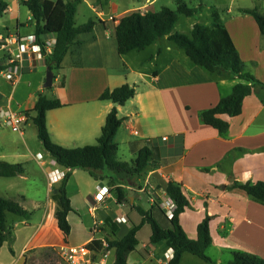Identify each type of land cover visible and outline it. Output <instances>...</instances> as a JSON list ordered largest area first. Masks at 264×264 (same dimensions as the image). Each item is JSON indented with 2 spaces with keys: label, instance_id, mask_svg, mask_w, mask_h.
<instances>
[{
  "label": "crops",
  "instance_id": "0c3cea01",
  "mask_svg": "<svg viewBox=\"0 0 264 264\" xmlns=\"http://www.w3.org/2000/svg\"><path fill=\"white\" fill-rule=\"evenodd\" d=\"M6 1L9 3L7 14L20 12L25 6L22 0ZM158 1L81 0L78 6L76 22L81 6L86 4L91 13L84 15L82 23L90 19L96 23L92 31L76 37L63 60L62 69L58 73L54 71L57 75L52 85L57 87V95L54 96L65 105L47 113L51 137L66 147L95 144L106 116L117 106L118 115L123 120L121 127L128 135L140 138L123 139L121 143H126L134 156L147 143L155 154L152 164L141 175L117 177L115 184L109 182L106 175L112 174L105 169L97 171L101 178L93 177L87 169L71 170L67 184L73 205L68 217L72 226L69 235L58 226V203L53 199L62 180L51 185L50 173L54 169L67 173L70 169L57 164L45 148L49 159L42 152H35L27 131L28 126L34 124L28 113L35 114L32 109L39 95L46 94L44 83L49 66L40 53L33 51L18 62L13 78L0 73V107L27 116L26 128L19 132L22 150L10 146L4 129H0V161L22 163L25 167L24 175L0 176L17 180L10 187H5L1 196L17 199L24 196L21 204L33 212L30 220L8 213L7 221L12 226L13 238L1 247L0 264H65L59 252L61 246L95 240L94 246L100 250L103 242L119 240L134 226L140 225L143 220L141 209L149 212L163 228H170V217L160 206L169 182L181 184L189 198L180 222L190 238H196L199 224L205 217H211L213 243L207 251L213 264L229 262L235 251L253 253L264 259V200L233 186L235 182L242 185L264 181V86H254L253 93L244 100L240 115H223L230 123L226 134L206 124L201 119L203 111L231 94L236 84L248 83L246 80L231 72L225 77L212 73L196 64L185 49L167 37L143 51L125 55L118 52L116 24L110 17L121 18L134 11L157 10L155 5ZM244 1L225 0L221 6H213L219 10L228 38L244 62L253 64L249 71L264 83V36L253 15L243 11L255 6L263 8L264 0L241 3ZM199 5L202 10L198 17L184 21L182 27L177 25L178 30L189 33L197 21H211L213 6ZM27 14V22L17 17L14 34L26 36L35 33L29 9ZM0 29V37L6 38L5 42L0 40L1 68V65L8 66L11 56L7 55L3 61L1 53L5 50L15 52L17 46L12 42L13 33L9 26L1 25ZM113 72L121 76L113 78ZM62 77H65L63 87L60 86ZM124 84L136 88V95L124 105L100 99L106 89ZM117 142L120 149L121 143ZM33 161L46 179L48 192L45 200L31 197L30 208L27 206L29 195L12 188L20 187L21 180L31 178L26 166H32ZM103 186L108 187L109 193L100 205L96 195ZM117 187H122L125 192L126 199L121 202ZM122 215L126 221L116 219ZM96 218L102 224L96 233H92ZM113 228L117 230L113 232ZM151 234L150 224L140 226L137 232L139 244L131 252L128 264H168L173 257V249L164 243L151 244ZM97 257L99 261L100 255ZM115 260L116 249L110 248L104 264H114ZM180 264L211 263L186 252Z\"/></svg>",
  "mask_w": 264,
  "mask_h": 264
},
{
  "label": "trees",
  "instance_id": "16d2710c",
  "mask_svg": "<svg viewBox=\"0 0 264 264\" xmlns=\"http://www.w3.org/2000/svg\"><path fill=\"white\" fill-rule=\"evenodd\" d=\"M101 0H97L100 2ZM176 9L162 6L157 10L134 11L120 18L116 25V38L118 52L121 55L133 51H143L153 43L167 37L179 47L185 49L190 58L198 65L221 77L231 72L233 75L246 80L248 83H238L233 87L231 94L221 98L218 104L202 113L203 121L216 128L221 134H226L230 123L223 115L228 117L238 116L243 111L244 100L254 91L255 85L264 86L254 74L247 69V64L233 43L229 40L223 19L219 10L212 7L211 21L209 23L196 22L189 33L177 29V23L182 16L196 18L202 10L201 5L189 6L185 0H175ZM81 0H22L32 13L35 24L36 42L41 47V54L47 65L58 73L62 69L63 60L71 45L75 43L76 37L84 32L93 30L95 23L90 19L82 24H77L76 15ZM9 9L6 0H0V18L4 17ZM253 15L259 25L261 34L264 36V7L255 6L243 10ZM55 36L56 43L52 52L47 51V39ZM162 49H160L161 51ZM8 66L1 65V71ZM57 75H55V78ZM65 85V77H62L60 86ZM48 87L47 89H52ZM136 88L129 84L118 86L114 89H106L101 93L100 99L117 102L124 105L136 94ZM65 105L56 96H48L41 93L28 117L33 121L38 130V139L44 148L56 160L60 166L70 169L63 178L61 185L53 199L58 203L57 217L58 226L69 235L72 230L69 222V214L73 205L67 192V184L71 176V170L81 168L90 171L95 178L98 170H108L112 175H106L111 184H115L117 177L132 178L141 175L152 164L154 149L147 143L136 154L131 161H124L118 158L119 143L116 140L117 133L122 124V118L118 115V108L114 106L108 114L106 122L95 144L80 147H66L53 140L47 126L48 111ZM150 142V141H149ZM25 174V167L22 163H10L0 161V176L13 177ZM235 187L244 189L250 195L264 200V181L246 182L240 184L235 182ZM166 194L171 196L177 204L174 215L170 218L171 227L163 228L157 220L145 210H140L143 220L140 225L134 226L123 238L109 240V248L116 249V260L114 264H128V258L139 244L137 232L144 223L151 225V244L164 243L174 251L173 257L168 264H180L183 254L192 253L207 263L213 264L212 258L207 250L213 243L210 222L211 217L207 216L198 226L196 238H190L180 222V215L189 205V198L184 192L183 186L176 182H169ZM118 200L126 199L122 187H117ZM24 196L8 198L0 196V249L6 241L12 240V226L8 224V213H14L30 220L33 212L25 208L21 201ZM110 223V222H107ZM117 229L113 228V232ZM95 240L90 246L95 247ZM96 248V247H95ZM222 264H264V259L256 254L235 251L233 258Z\"/></svg>",
  "mask_w": 264,
  "mask_h": 264
},
{
  "label": "built area",
  "instance_id": "2783aa9c",
  "mask_svg": "<svg viewBox=\"0 0 264 264\" xmlns=\"http://www.w3.org/2000/svg\"><path fill=\"white\" fill-rule=\"evenodd\" d=\"M110 19L118 25L120 22L119 17L111 16ZM12 42L16 44L17 50L15 52H9L11 54L9 58L8 67L1 71V74L13 78L18 70V62L23 61L25 54H30L35 51L41 54V47L36 42V35H12ZM5 37H0V40H5ZM56 43V38L50 36L47 39V51L52 52L53 46ZM2 45V44H1ZM2 47V46H1ZM42 55V54H41ZM27 121V116L22 113L13 111L12 109L0 107V128L3 126H9L13 131L21 132L23 131L22 125ZM66 173L60 171L59 169H54L50 173L51 185L54 183L63 180ZM108 187L103 186L99 188V192L96 195V201L98 204L102 205V202L105 200V197L108 195ZM160 206L167 217L172 218L174 211L177 207L176 201L165 194L160 201ZM118 221H126V217L118 216L116 217ZM102 222L97 218L94 220L92 225V233H96L98 228L101 226ZM109 243L107 241L103 242L102 248L98 250L95 247L90 246V242L75 245V246H61L59 249L62 259L65 261V264H104L105 259L108 257L109 252ZM100 255L99 261L97 256Z\"/></svg>",
  "mask_w": 264,
  "mask_h": 264
},
{
  "label": "rangeland",
  "instance_id": "374dc122",
  "mask_svg": "<svg viewBox=\"0 0 264 264\" xmlns=\"http://www.w3.org/2000/svg\"><path fill=\"white\" fill-rule=\"evenodd\" d=\"M131 1V0H130ZM135 1V3H137V0H133ZM189 6H198L199 4H204V5H217V6H221L222 3H225V0H185ZM253 0H245L244 2H241L243 4H251ZM156 9L161 8L162 6H168L172 9H176L177 7V3L175 0H159L156 3ZM205 10V9H204ZM28 13V8L27 7H22V10L20 12H15V13H8L6 14L4 17L0 18V26L1 25H8L9 26V30L10 32H12L13 34L16 31V19L17 17H20L21 20L27 22V14ZM91 10L90 8L84 4L81 6V10L79 12V15L77 17V22L82 23L85 21V14H90ZM190 20L188 17L182 16V19L179 21V23H177L178 25H180L182 27V23L184 21H188ZM1 30V29H0ZM29 30V29H27ZM2 33H4V29L2 28ZM25 32V31H23ZM28 32V31H26ZM185 32H187V30H185ZM2 42H5L4 40H1ZM3 54H5L3 56ZM10 53L5 50L3 53H1V59L4 61L5 59H7V55H9ZM3 56V57H2ZM253 64L251 63H247V69L249 70L250 68H252ZM114 74L112 75L113 78H118L121 76L120 73H116L113 72ZM57 90V87L54 86L52 89H46V94L48 96H54L57 95V93L55 92ZM32 126H28L27 131H29V138H30V144L34 147L35 152H42L45 155L46 159H49L50 156H47L45 150H44V146L42 144V142L40 141V139H38V134H37V130L35 128V126H33L34 124H31ZM22 128L25 129L26 126L25 124L22 125ZM2 129V128H0ZM4 129V135L6 136V140L7 142H10V146H12L13 148L17 149L19 148L20 150H22L23 147V142L19 139L21 136L19 134V132L17 131H13L9 126H3ZM136 140V139H140L136 136H130L128 135V133L126 131H124V128L121 127V129H119L118 131V135L116 136V140L119 141L121 143V140ZM132 157H135L134 155L130 154V150H129V146L125 143H121L120 149L118 151V158L121 160H127L130 161L132 159ZM30 165H27L26 167L28 168V170L31 172L30 175V179L27 180H21L22 185H20V187L18 188H12L13 191H17L22 190L21 192L25 193L27 196L29 195V201L27 202V206L31 208L32 206V198L31 197H36V198H42V200H45L46 196H47V192H48V185L46 182V179L44 178V176L42 175L41 171H40V167L33 161V163ZM19 179V178H17ZM17 180H15V178H4V177H0V196H1V191L4 192L5 187H10L9 185H11L12 183L16 182ZM209 251V250H208ZM207 251V254L210 253ZM209 255V254H208Z\"/></svg>",
  "mask_w": 264,
  "mask_h": 264
},
{
  "label": "water",
  "instance_id": "95a60500",
  "mask_svg": "<svg viewBox=\"0 0 264 264\" xmlns=\"http://www.w3.org/2000/svg\"><path fill=\"white\" fill-rule=\"evenodd\" d=\"M54 77H55L54 71L50 67H48L47 73H46V81L44 83V86L46 88L52 87L53 81H54ZM114 105H118V103L114 102Z\"/></svg>",
  "mask_w": 264,
  "mask_h": 264
}]
</instances>
